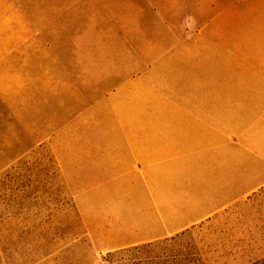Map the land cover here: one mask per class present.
Segmentation results:
<instances>
[{"label":"rangeland","instance_id":"1","mask_svg":"<svg viewBox=\"0 0 264 264\" xmlns=\"http://www.w3.org/2000/svg\"><path fill=\"white\" fill-rule=\"evenodd\" d=\"M132 2L0 0V264H100L119 241L91 236L85 183L70 181L60 158L116 125L117 95L126 87L128 96L138 78L145 88L136 107L146 108L145 75L164 57L149 29L164 22ZM164 73L180 80L179 69ZM156 244L155 254L179 264L263 259L264 188Z\"/></svg>","mask_w":264,"mask_h":264},{"label":"crops","instance_id":"2","mask_svg":"<svg viewBox=\"0 0 264 264\" xmlns=\"http://www.w3.org/2000/svg\"><path fill=\"white\" fill-rule=\"evenodd\" d=\"M131 4L164 22L149 29L164 57L145 75L146 108L138 78L117 95L116 125L60 158L85 183L91 236L119 240L108 253L169 239L264 188V0Z\"/></svg>","mask_w":264,"mask_h":264},{"label":"trees","instance_id":"3","mask_svg":"<svg viewBox=\"0 0 264 264\" xmlns=\"http://www.w3.org/2000/svg\"><path fill=\"white\" fill-rule=\"evenodd\" d=\"M156 247L157 244L152 243L110 252L101 260L100 264H179L177 257L173 255L155 254L153 250ZM251 264H264V258Z\"/></svg>","mask_w":264,"mask_h":264}]
</instances>
